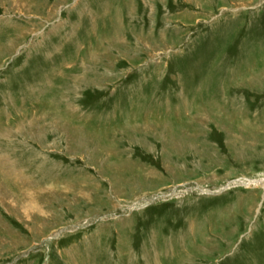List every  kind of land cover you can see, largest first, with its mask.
<instances>
[{"label": "rangeland", "instance_id": "obj_1", "mask_svg": "<svg viewBox=\"0 0 264 264\" xmlns=\"http://www.w3.org/2000/svg\"><path fill=\"white\" fill-rule=\"evenodd\" d=\"M264 0H0V264H264Z\"/></svg>", "mask_w": 264, "mask_h": 264}, {"label": "bare ground", "instance_id": "obj_2", "mask_svg": "<svg viewBox=\"0 0 264 264\" xmlns=\"http://www.w3.org/2000/svg\"><path fill=\"white\" fill-rule=\"evenodd\" d=\"M250 185H255V186H259L262 185L264 187V179L262 180H258V181H252L251 183H249Z\"/></svg>", "mask_w": 264, "mask_h": 264}]
</instances>
